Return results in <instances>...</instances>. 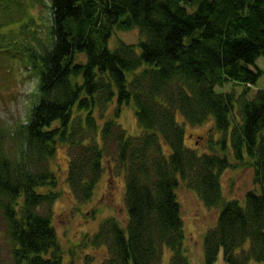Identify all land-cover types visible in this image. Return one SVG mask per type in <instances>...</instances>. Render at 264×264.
I'll use <instances>...</instances> for the list:
<instances>
[{"label":"trees","instance_id":"trees-1","mask_svg":"<svg viewBox=\"0 0 264 264\" xmlns=\"http://www.w3.org/2000/svg\"><path fill=\"white\" fill-rule=\"evenodd\" d=\"M46 3L48 44L31 13ZM193 3L0 0V67L14 59L38 76L27 119L0 127V236L8 243L0 264H62L50 166L60 144L72 205L92 199L104 161L110 176L123 175L126 223L106 218L80 241L106 246L98 264H163L165 251L168 264H189L179 180L205 207L219 208L203 238L205 264L220 253L224 264L264 263V88L248 95L264 57V0H198L188 11ZM134 28L137 42L109 46L116 31ZM229 81L245 89L214 90ZM124 104L134 107L137 134L118 122ZM207 121L221 133L218 150L198 153L184 144V127ZM239 166L253 169L258 190L225 199L222 173Z\"/></svg>","mask_w":264,"mask_h":264},{"label":"rangeland","instance_id":"rangeland-1","mask_svg":"<svg viewBox=\"0 0 264 264\" xmlns=\"http://www.w3.org/2000/svg\"><path fill=\"white\" fill-rule=\"evenodd\" d=\"M198 0L187 6L188 11L196 8ZM36 4L31 13L36 17V25L33 31L38 30L37 35L44 44H48V31L50 25V9L47 6ZM139 39L137 28L132 31H116L109 39V46L113 47L119 40L127 43H135ZM23 45L31 43V39L21 37ZM36 44V43H35ZM255 67L261 70L256 83L250 86L248 95L264 88V57L259 56L255 61ZM254 68V67H253ZM38 76L32 68L18 60H4L0 67V127L11 129L19 121H25L29 111L38 96ZM245 89V85L226 82L216 85V92H234L239 95ZM110 108L109 113L111 112ZM133 105L124 104L121 108L118 122L129 134H137L139 127L135 121ZM184 144L195 149L198 153L218 150L217 139L221 133L215 131L212 121H207L199 126L186 125ZM9 146L11 143L8 144ZM112 162L104 161L105 171L100 181L96 184L94 196L85 204L72 205L74 202L65 180L67 157L65 145L60 144L51 161V169L57 176L58 185L53 191L59 195L53 204L52 224L55 228L59 242L64 248L62 264H98L107 255L105 245L93 246L88 244L81 246L80 241L85 235L94 234L100 223L106 218H114L124 226L128 215L124 206L123 196L125 192L123 175H111L109 167ZM108 169V171H107ZM220 185L225 199L244 198L248 190H258L253 181V169L250 166H239L226 169L220 178ZM180 204V213L183 219L185 232V250L189 264H205L203 238L209 227L213 226L218 216L219 208H207L199 200L197 195L188 189L181 180L175 190ZM3 229L0 235H3ZM7 246L3 236H0V263L7 258ZM9 252V251H8ZM71 252V253H70ZM169 252L163 254V264L169 263ZM214 264H224L222 253ZM248 264H264L249 261Z\"/></svg>","mask_w":264,"mask_h":264}]
</instances>
